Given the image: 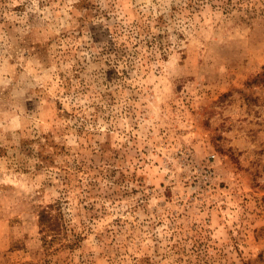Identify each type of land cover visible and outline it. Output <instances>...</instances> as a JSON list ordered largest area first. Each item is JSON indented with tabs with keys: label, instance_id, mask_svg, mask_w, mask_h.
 I'll use <instances>...</instances> for the list:
<instances>
[{
	"label": "rangeland",
	"instance_id": "1",
	"mask_svg": "<svg viewBox=\"0 0 264 264\" xmlns=\"http://www.w3.org/2000/svg\"><path fill=\"white\" fill-rule=\"evenodd\" d=\"M0 264H264V0H0Z\"/></svg>",
	"mask_w": 264,
	"mask_h": 264
},
{
	"label": "trees",
	"instance_id": "2",
	"mask_svg": "<svg viewBox=\"0 0 264 264\" xmlns=\"http://www.w3.org/2000/svg\"><path fill=\"white\" fill-rule=\"evenodd\" d=\"M40 222L43 225V230L46 232L54 231L55 223L53 213L48 208H44L39 213Z\"/></svg>",
	"mask_w": 264,
	"mask_h": 264
}]
</instances>
